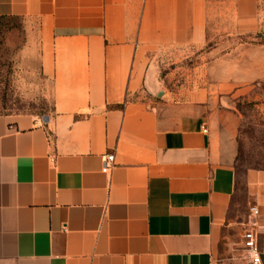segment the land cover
I'll use <instances>...</instances> for the list:
<instances>
[{
  "label": "crops",
  "instance_id": "0c3cea01",
  "mask_svg": "<svg viewBox=\"0 0 264 264\" xmlns=\"http://www.w3.org/2000/svg\"><path fill=\"white\" fill-rule=\"evenodd\" d=\"M258 3L235 0L208 46V0H0L53 104L0 114V264H248L227 240L252 206L264 224V38L236 40L262 27ZM193 49L199 84L141 101L161 56ZM241 152L262 164L239 173Z\"/></svg>",
  "mask_w": 264,
  "mask_h": 264
},
{
  "label": "rangeland",
  "instance_id": "374dc122",
  "mask_svg": "<svg viewBox=\"0 0 264 264\" xmlns=\"http://www.w3.org/2000/svg\"><path fill=\"white\" fill-rule=\"evenodd\" d=\"M235 0H208L210 30L208 46H212L225 31L233 26L230 10ZM258 19L262 24L255 34H242L236 37L239 42H247L253 38L263 40L264 34V0H259ZM204 50L193 49L189 53H173L161 56L155 65V74L143 88L141 101L152 103L162 98L159 93L167 90H179L193 87L200 82L201 65L204 61ZM167 73H172L171 77ZM52 81L41 72L38 48L33 46L27 24L23 19L0 18V114L37 117L47 115L52 109ZM159 91V92H157ZM178 97H175V99ZM245 117L244 134L252 142L260 139L261 130L254 126V121L260 120L256 108L248 101H240L235 105ZM262 121V119L260 120ZM252 149L254 148L251 145ZM255 152H241L232 160L239 173L251 166H259L261 160L252 158ZM242 224L234 226L228 247L235 253H241Z\"/></svg>",
  "mask_w": 264,
  "mask_h": 264
},
{
  "label": "built area",
  "instance_id": "2783aa9c",
  "mask_svg": "<svg viewBox=\"0 0 264 264\" xmlns=\"http://www.w3.org/2000/svg\"><path fill=\"white\" fill-rule=\"evenodd\" d=\"M206 132V130H204ZM114 165V155L108 154L103 158V172L108 173ZM241 257L248 264H263L264 261V224L259 219L256 206L249 209V215L242 223Z\"/></svg>",
  "mask_w": 264,
  "mask_h": 264
},
{
  "label": "water",
  "instance_id": "95a60500",
  "mask_svg": "<svg viewBox=\"0 0 264 264\" xmlns=\"http://www.w3.org/2000/svg\"><path fill=\"white\" fill-rule=\"evenodd\" d=\"M162 92L159 93V96H161Z\"/></svg>",
  "mask_w": 264,
  "mask_h": 264
}]
</instances>
